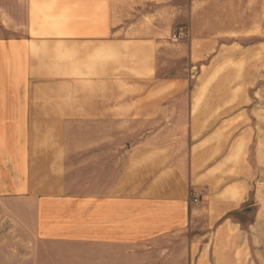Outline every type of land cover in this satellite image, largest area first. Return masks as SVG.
<instances>
[{
	"label": "crops",
	"instance_id": "crops-1",
	"mask_svg": "<svg viewBox=\"0 0 264 264\" xmlns=\"http://www.w3.org/2000/svg\"><path fill=\"white\" fill-rule=\"evenodd\" d=\"M251 1L0 0V264H264Z\"/></svg>",
	"mask_w": 264,
	"mask_h": 264
},
{
	"label": "rangeland",
	"instance_id": "rangeland-1",
	"mask_svg": "<svg viewBox=\"0 0 264 264\" xmlns=\"http://www.w3.org/2000/svg\"><path fill=\"white\" fill-rule=\"evenodd\" d=\"M247 3V1H245V4ZM242 5H243V0H235V9H234V12H229L228 13V21H229V24H234V26L236 27V29L240 28L238 27L239 25L242 24V22L244 21V16L242 15V12H241V8H242ZM261 5H262V1H261ZM264 6V5H263ZM262 6V7H263ZM256 7V15L253 14V12L255 10H253V8ZM262 8H261V16H260V19H261V22H262V19H263V15H262ZM258 19V1H254L252 0L251 1V17L250 19H252V25L254 24L253 23V19ZM235 215H237V213H235ZM251 240L254 241V236L251 235ZM240 240V239H239ZM238 242V241H236ZM253 250V249H252ZM253 252V251H252ZM220 259H222L223 257H219Z\"/></svg>",
	"mask_w": 264,
	"mask_h": 264
},
{
	"label": "built area",
	"instance_id": "built-area-1",
	"mask_svg": "<svg viewBox=\"0 0 264 264\" xmlns=\"http://www.w3.org/2000/svg\"><path fill=\"white\" fill-rule=\"evenodd\" d=\"M182 37V33H178V34H174L173 35V38H175V39H178V38H181ZM195 200H197V199H195Z\"/></svg>",
	"mask_w": 264,
	"mask_h": 264
}]
</instances>
